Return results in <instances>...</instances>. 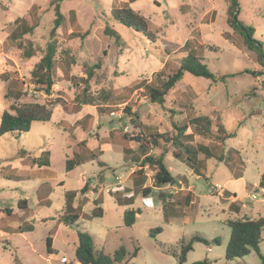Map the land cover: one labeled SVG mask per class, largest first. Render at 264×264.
I'll list each match as a JSON object with an SVG mask.
<instances>
[{
	"label": "rangeland",
	"instance_id": "obj_1",
	"mask_svg": "<svg viewBox=\"0 0 264 264\" xmlns=\"http://www.w3.org/2000/svg\"><path fill=\"white\" fill-rule=\"evenodd\" d=\"M50 1L0 0V117L10 105L56 102L50 121L33 122L26 133L0 138V264H77L79 232L91 236L95 252L111 256L124 247L123 264H178L181 249L188 246L182 264H264V231L260 255L251 251L243 258L225 260L230 236L226 222L264 218V67L227 24L228 2L134 0L130 7L147 19L152 40L111 19L112 6L127 0H62L65 24L56 31L55 78L49 97L37 90L30 74L49 40L54 19ZM237 3L238 20L254 29L264 49V0ZM32 6L37 10L29 18L26 13ZM70 11L82 38L65 37L73 30ZM22 17L29 25L36 23L21 41H30L35 49L29 59L17 47L20 41L13 43L9 37L16 28L14 20ZM106 26L112 36L104 33ZM189 49L214 75H228L225 82L184 73L163 105L150 102L140 82L153 80L158 71L176 70ZM96 64L86 91L90 104L79 105L81 78ZM250 71L261 75L246 73ZM196 115H206L226 133L235 134L222 144L200 136L189 141L216 148L223 161L200 155L205 177H199L174 159L170 148L164 164L181 180L160 189L165 199L158 189L142 197L132 179L137 164L129 158L124 162L122 137L127 136L130 150L136 152L141 134L172 133L174 125H188ZM190 133L188 127L185 134ZM149 153L158 157L162 150L151 147ZM76 154L88 157L67 171V160ZM44 159L47 166L41 164ZM97 162L107 168L99 171ZM81 172L95 173L86 178L85 195L79 192ZM144 172L149 186L153 169L146 166ZM126 185L130 192L123 191ZM70 192H75L72 206L80 218L66 226L59 220L66 215ZM124 193L132 197V204H123ZM187 194L188 206L173 204ZM95 199L101 201L102 218L90 215ZM127 209L139 210L131 228L123 225ZM47 236L52 240V257L46 251Z\"/></svg>",
	"mask_w": 264,
	"mask_h": 264
},
{
	"label": "trees",
	"instance_id": "obj_2",
	"mask_svg": "<svg viewBox=\"0 0 264 264\" xmlns=\"http://www.w3.org/2000/svg\"><path fill=\"white\" fill-rule=\"evenodd\" d=\"M62 0H51L50 6H53L54 19L52 21V27L49 31V40L46 43L45 50L40 60L34 65L31 71V81L36 86L38 91L43 92L45 95L50 96L52 87L54 86L55 78V53H56V31L65 24V16L60 11V2ZM134 0H130L133 2ZM228 6L226 9L227 24L232 28V31L238 35L245 47L253 52L258 63L264 67V49L262 42L255 38V31L250 25H246L238 20V3L237 0H226ZM37 10L36 6H32L26 13L27 17H31V11ZM110 17L113 21L130 28L138 33L143 34L149 39H154L153 34L149 30V23L147 19L139 12L135 11L128 4L124 3L120 7L113 6L110 10ZM69 19L72 23L73 30L69 34H65L68 39L82 38L84 36L80 34V26L78 25L74 11L69 12ZM16 25L15 30L10 34V40L15 43L18 42L17 47L22 50V56L25 59H29L35 56V49L30 41H26L23 44L21 41L27 34H31L36 26V23L29 25L28 19L18 18L13 22ZM106 35H113V31L106 26L104 29ZM189 45V44H188ZM99 64L89 67L84 77L81 78V82L84 83L82 91V99L79 105L90 104V98L86 95L88 91V81L93 76V68H98ZM165 69V67L163 68ZM184 73H189L194 77H200L212 82H225L228 75L216 76L214 75L202 62V59L198 57L194 51L188 50L187 55L181 59L179 66L176 70L165 73L164 70L158 71L155 74V78L151 81L143 80L140 82V87H143L149 101L158 105H163L165 96L167 93L175 87V85L181 80ZM252 76L261 75L260 72L250 71L246 72ZM20 98L18 95L17 99ZM54 103H56L54 101ZM49 103H24L20 105H10L9 108L4 110L0 117V138L7 134L19 136L21 133L29 131L33 122H48L52 116V106ZM80 110L79 108L77 111ZM188 125H174L172 133H148L147 135L141 134L140 138H137L136 152L130 150L127 143V136H123L122 152L126 162L129 158L134 164H137L138 170L132 174L134 184L137 186V193L142 197L147 198L154 189H161L166 186H174L177 184L178 177H174L168 171L164 164V154L172 148V156L177 161L185 164L189 170L196 176L205 177L204 169L201 164L199 156L202 155L206 159H216L218 162L223 161V154L221 151L214 147L205 146L202 144L191 145L189 143L193 136H200L206 139H213L214 142L222 144L224 139L232 138L235 136L233 133H226L223 126L217 121L214 122L206 115L192 116L187 120ZM191 128L190 134H185L187 128ZM216 129V134L213 133ZM151 147H160L162 153L160 156L155 157L149 153ZM135 155V156H134ZM89 156V157H94ZM134 156V157H133ZM88 157V156H87ZM87 157L76 155L74 160H67L66 170H70L77 163L82 162ZM42 165L47 166L48 160L44 159L41 162ZM149 166L153 169V176L151 178L152 183L149 186H145L146 174L144 167ZM182 178V177H181ZM184 178V177H183ZM182 178V179H183ZM181 180V179H180ZM88 184L86 181L82 188L79 189L80 194L85 195L88 192ZM262 186V182L260 183ZM132 189H125L126 192H130ZM136 190V189H135ZM160 197L166 198L164 192H159ZM189 195V194H187ZM171 198L170 195H168ZM75 198V192L66 194V215L60 218V222L66 226H73L80 218L77 210L72 206ZM119 201H122L118 199ZM123 204H132V197H125ZM122 202L120 204H122ZM25 203V202H24ZM95 207L91 210L92 218H102L103 209L99 206L100 199L93 201ZM175 201L173 204H177ZM190 199H184V204L188 206ZM172 204V205H173ZM184 206V205H181ZM173 208L169 207L168 209ZM235 212L238 209L235 208ZM173 210L169 211L172 214ZM139 214V210L127 209L123 213V225L131 228L136 222V216ZM226 225L230 228V236L225 249V260L232 261L236 258H243L247 256L251 251L259 254V244L261 243V236L264 231V218L259 217L256 219H238L229 220ZM156 231L161 232L160 228ZM196 241L206 243L201 237H197ZM218 243V240H214ZM52 240L49 236L46 238V251L47 254H52ZM190 247H184L181 249L178 256V264H182L185 261V254ZM137 253V248L134 249L133 256ZM126 256V250L124 247L116 249L111 256L105 255L102 252H95L93 248L92 238L86 233L79 232L77 235V244L75 246V260L77 264H123ZM264 260V258H262ZM125 264V263H124ZM194 264H207L206 261L198 262Z\"/></svg>",
	"mask_w": 264,
	"mask_h": 264
},
{
	"label": "crops",
	"instance_id": "obj_3",
	"mask_svg": "<svg viewBox=\"0 0 264 264\" xmlns=\"http://www.w3.org/2000/svg\"><path fill=\"white\" fill-rule=\"evenodd\" d=\"M124 3L128 4L129 7H130V3H132V2H130V0H129V1L127 0L126 2H123L122 4H124ZM112 7H113V6H112ZM137 12H138V11H137ZM14 30H15V28H14ZM9 36H10V35H9ZM50 96H51V95H50ZM50 96H49V97H50ZM77 154H78V153H77ZM77 154H76V155H77ZM83 158H84V157H83ZM97 163H98L99 166H100V170H99V171H102L104 168H107V166H106L103 162H97ZM94 174H95V173L92 172L90 175L87 176V175L85 174V172H81V173H80V177L83 178V182H82L81 187L84 185L85 180L87 181L86 178H90V177H92ZM125 187H126V188H129V189L131 188L130 186H127V185H126ZM126 188H125V189H126ZM122 189H123V188H122ZM125 189H123V191H125ZM161 189H162V188H161ZM158 190H160V189H158ZM119 191H120V190H118V192H119ZM123 191H122V192H123ZM160 191L163 192L162 190H160ZM86 194H87V193H86ZM125 194H126V193H124V197L129 196V195H125ZM128 194H129V193H128ZM170 196H171V195H170ZM185 197L188 199V198H189V195H186ZM184 199H185V198H184ZM184 199H183L182 202H181V201H178L177 204H181V205H185V206H186V204H184ZM137 210H138V209H137ZM124 211H125V210H124ZM103 212H104V211H103ZM103 216H104V214H103ZM184 217H185V216L183 215L182 218L184 219ZM136 219H137V217H136ZM52 252H53V251H52ZM53 255H54V254H49V256H51V257H52ZM58 259H60V260H62V261H63V259H65V262H66V258H65V257H60V258L58 257Z\"/></svg>",
	"mask_w": 264,
	"mask_h": 264
}]
</instances>
